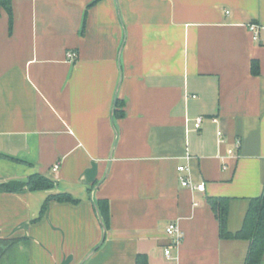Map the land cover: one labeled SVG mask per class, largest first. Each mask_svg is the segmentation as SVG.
Instances as JSON below:
<instances>
[{
    "label": "crops",
    "instance_id": "crops-1",
    "mask_svg": "<svg viewBox=\"0 0 264 264\" xmlns=\"http://www.w3.org/2000/svg\"><path fill=\"white\" fill-rule=\"evenodd\" d=\"M91 1L12 0L11 30L0 11V152L26 161L0 157V183L56 181L0 187V239H26L3 264H78L102 239L101 198L109 226L83 264H243L247 241L219 238L207 197H231L234 231L263 191L264 29L254 40L246 25L264 28V0ZM183 163L203 192L180 184ZM59 192L77 202L50 200L34 220Z\"/></svg>",
    "mask_w": 264,
    "mask_h": 264
},
{
    "label": "trees",
    "instance_id": "trees-1",
    "mask_svg": "<svg viewBox=\"0 0 264 264\" xmlns=\"http://www.w3.org/2000/svg\"><path fill=\"white\" fill-rule=\"evenodd\" d=\"M95 0L88 3L87 8L91 6ZM4 10L8 16L9 30L12 28L13 16H12V0H0V11ZM86 10L84 11L83 19L85 17ZM83 28V25H82ZM81 28V31H82ZM251 71L253 74L259 73V66L256 60L251 62ZM115 115L123 116V111L118 110V107L123 105V102L119 99L116 100ZM0 157H6L15 161L26 162L25 160L11 156L0 152ZM56 181L46 175L38 172L29 174L23 179H14L0 183V187L6 192H18L23 189L29 191L37 190H49L54 188ZM50 200H56L59 202H77L67 192L51 193L42 202L38 216L34 219L41 218L46 210L47 203ZM231 197L228 196H208L207 202L211 207V210L217 220L218 235L220 239H242L247 241V249L244 256L243 264H264V187L263 191L258 196L248 198V206L242 220L241 226L231 231L227 227V219L229 215V204ZM96 205L99 209L103 224L107 229L109 226V204L107 199H97ZM26 241L25 238H10L0 239V264H3L6 259L11 256L14 246L18 242ZM136 264H147V259L144 254L136 255Z\"/></svg>",
    "mask_w": 264,
    "mask_h": 264
},
{
    "label": "built area",
    "instance_id": "built-area-1",
    "mask_svg": "<svg viewBox=\"0 0 264 264\" xmlns=\"http://www.w3.org/2000/svg\"><path fill=\"white\" fill-rule=\"evenodd\" d=\"M228 12V11H227ZM247 30L250 32L252 38L254 40H259L260 39V31L261 26L255 22H249L247 25ZM76 52L71 50L67 52V59L68 60H74L76 58ZM194 97V96H193ZM204 120V117L202 115H198L193 119V128L194 130H199L202 124V121ZM222 135L223 132L221 129L217 130V136H218V140L219 142L222 141ZM240 147V140L236 139L234 141V144L232 147H229L226 150V157L229 158H235L237 155V150ZM186 159H188L190 157V155L187 153L186 154ZM58 167L57 164H55L53 166V170H56ZM177 172H178V178H179V182L182 186L190 188L191 190H196V191H200L203 192L205 189V184L204 182H200V183H196L193 180H191L190 176H189V165L187 163H183V164H179L177 166ZM165 232L166 234H168L171 238H172V243L171 245H178L181 241L182 238V232L177 224V221L173 220L170 221L166 227H165ZM165 255H169L170 254V246H167L165 248Z\"/></svg>",
    "mask_w": 264,
    "mask_h": 264
},
{
    "label": "water",
    "instance_id": "water-1",
    "mask_svg": "<svg viewBox=\"0 0 264 264\" xmlns=\"http://www.w3.org/2000/svg\"><path fill=\"white\" fill-rule=\"evenodd\" d=\"M115 99H116V95H115V97H114V103H113V108L115 107ZM106 174H107V171H106ZM101 180H99V182H100ZM99 182L96 184V185H98L99 184ZM95 185V186H96ZM94 207H95V211H96V214H97V218H98V220H99V223L101 224V227H102V230H103V236H102V239H101V241L98 243V245L95 247V248H93V249H91L83 258H82V260H80V262L78 263V264H83L84 263V261L95 251V249L98 247V246H100L101 245V243L103 242V239H104V233H105V230H106V228H105V226H104V224H103V221H102V218H101V215H100V213H99V209H98V207H97V205H96V203H94Z\"/></svg>",
    "mask_w": 264,
    "mask_h": 264
},
{
    "label": "rangeland",
    "instance_id": "rangeland-1",
    "mask_svg": "<svg viewBox=\"0 0 264 264\" xmlns=\"http://www.w3.org/2000/svg\"><path fill=\"white\" fill-rule=\"evenodd\" d=\"M21 256H22V255L20 254V255H19V257H18L19 259H17V260H19V261H20V264H23V263H25V264H26V262H25L26 258H24V257H23V259H22V257H21ZM18 264H19V263H18Z\"/></svg>",
    "mask_w": 264,
    "mask_h": 264
}]
</instances>
